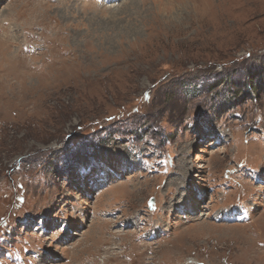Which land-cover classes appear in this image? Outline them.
I'll list each match as a JSON object with an SVG mask.
<instances>
[{"label":"rangeland","instance_id":"374dc122","mask_svg":"<svg viewBox=\"0 0 264 264\" xmlns=\"http://www.w3.org/2000/svg\"><path fill=\"white\" fill-rule=\"evenodd\" d=\"M42 261L264 264V0H0V264Z\"/></svg>","mask_w":264,"mask_h":264},{"label":"trees","instance_id":"16d2710c","mask_svg":"<svg viewBox=\"0 0 264 264\" xmlns=\"http://www.w3.org/2000/svg\"><path fill=\"white\" fill-rule=\"evenodd\" d=\"M250 80H252V78H250ZM227 83H228L229 86H230V92H229V94H233L232 89H233V86H234L235 84L232 83L231 79H223L222 81H219V80H218L217 82H214V84H212V85H213L214 88H219L218 86H220V84H227ZM255 85H256V86H255ZM253 86L257 87V89L259 90L261 84L256 83V84H253ZM200 89H201V88H198V89H196V90L198 91V90H200ZM213 90H216V89H213ZM236 91H237V90H234V92H236ZM231 96H232V95H231ZM234 96H235V98H236L234 101H236L238 96H236V94H235ZM232 98H233V96H232ZM103 143H104L103 141H99V143L95 144L94 141H93V142H90V143H89V146H92L93 149H97V148L100 147ZM80 153H81V152H80ZM80 153H79V154H80Z\"/></svg>","mask_w":264,"mask_h":264},{"label":"bare ground","instance_id":"6f19581e","mask_svg":"<svg viewBox=\"0 0 264 264\" xmlns=\"http://www.w3.org/2000/svg\"><path fill=\"white\" fill-rule=\"evenodd\" d=\"M69 12V11H68ZM119 26H120V24H119ZM107 28V27H106ZM121 28V27H120ZM12 29H15V28H12ZM17 32V31H16ZM139 32V31H138ZM13 33V32H12ZM137 35V34H136ZM15 38V37H14ZM14 40V39H13ZM118 156V155H117ZM113 157V156H112ZM120 157V156H119ZM181 172V171H180ZM185 172V171H184ZM186 174V173H185ZM184 174V175H185ZM189 175V174H188ZM190 176V175H189ZM182 199V198H181ZM184 201V198L182 199V201L181 202H179V203H182ZM177 201H172V203L173 204H175V207H178V205H179V203H178ZM205 215V214H204ZM191 217H196V218H201V216L199 215V214H196V212H194V215H191ZM203 217V216H202ZM72 232V230H69V228H67V231H66V233H65V235L66 236H69V234ZM42 264H48V263H46V262H44V261H42Z\"/></svg>","mask_w":264,"mask_h":264}]
</instances>
